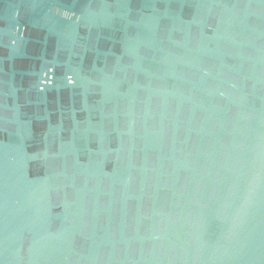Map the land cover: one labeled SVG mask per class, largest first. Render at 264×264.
<instances>
[{
	"label": "water",
	"instance_id": "obj_1",
	"mask_svg": "<svg viewBox=\"0 0 264 264\" xmlns=\"http://www.w3.org/2000/svg\"><path fill=\"white\" fill-rule=\"evenodd\" d=\"M0 264H264V0H0Z\"/></svg>",
	"mask_w": 264,
	"mask_h": 264
}]
</instances>
